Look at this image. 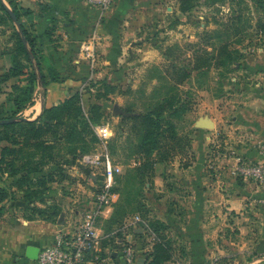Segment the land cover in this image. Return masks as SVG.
<instances>
[{
  "label": "crops",
  "instance_id": "0c3cea01",
  "mask_svg": "<svg viewBox=\"0 0 264 264\" xmlns=\"http://www.w3.org/2000/svg\"><path fill=\"white\" fill-rule=\"evenodd\" d=\"M19 2L35 11L36 34L49 48L61 77L60 82H50L44 91L41 86L37 87L34 104L24 110L28 119L38 117L44 106L64 101L83 80L107 78L115 85L130 83L128 75L134 72V67L129 59L141 56L142 27L155 17H164L168 7L175 8L173 0H115L106 11L86 0ZM4 3L8 5V1ZM8 23L17 26L14 20ZM4 25L0 23V75L12 65V55L7 53L9 48L2 45L8 34ZM52 25L54 29L48 36ZM93 35L98 40V64L92 69L80 55V45ZM262 52L261 59L257 56L259 60H254L256 67L248 65L251 70L259 69L255 73L261 77L258 88L254 89L256 98L202 101L192 124L191 143L196 159L187 166L180 163L171 168L170 178L158 175L152 185L148 184V189L161 193L158 197L163 196L158 199L160 209L148 206L150 217L169 225L171 235L186 251L179 259L188 254L191 264H212L214 259L222 264L227 261L264 264V183L237 177L234 174L236 161L223 158L230 147L238 158L264 163L261 152L264 146V50ZM246 72L252 74L249 70ZM203 119H208L214 128H200L198 124ZM218 157L220 161L215 160ZM208 161L212 162L210 167ZM53 167L63 170L67 177L68 172L83 174L70 162ZM65 180L50 183L51 189L43 197L29 199L18 194L17 199L10 197L0 203V264H39L38 259L27 258V248L38 247L40 253L53 242L58 231L74 223L75 216L69 206L73 199L60 190ZM80 182L81 179L75 180L74 185L80 186ZM55 211H59L56 217ZM113 212L114 206L110 204L103 216L110 218ZM135 215L130 221H134ZM139 230L144 232L142 228ZM132 251L135 254V249ZM112 255L120 257L121 253L116 251Z\"/></svg>",
  "mask_w": 264,
  "mask_h": 264
},
{
  "label": "rangeland",
  "instance_id": "374dc122",
  "mask_svg": "<svg viewBox=\"0 0 264 264\" xmlns=\"http://www.w3.org/2000/svg\"><path fill=\"white\" fill-rule=\"evenodd\" d=\"M3 1L7 3V1ZM173 2L175 8L173 6L168 7L164 17H155L142 27L141 56H134L129 59L134 67V72L128 75L131 81L123 85L116 84L123 91L119 92L118 89L104 99L98 98L97 89L104 87L99 82L111 83L110 79L103 78L83 80L71 94L76 92L81 94V100L86 111L96 101H101L104 105L105 118L100 124H95L94 129L98 135L99 126L106 125L111 136L107 141H101L91 152L107 150L113 163L124 166L122 174L118 176V182L113 188L115 198L110 201L111 205L119 203L130 208L131 204L125 202L127 191L135 189L136 183L139 184V179H135L133 176V169L135 168L133 166L138 164V161L133 158L135 156H130L132 146L134 141H137L138 135L136 131L131 129L135 125L134 122L126 117H131L137 113H146L155 108L160 101H170V108L181 109L184 107V110L181 112L179 110V113L164 114L162 125L168 127L166 120L169 119L174 128L173 133L167 130L165 136L160 138L159 153L156 152L157 154L153 155L156 158L152 182L154 183L156 176L162 175L170 178L169 170L171 168L177 167L180 163L181 166H187L196 159L191 143L194 130L192 124L202 101H245L246 97L256 98L257 92L254 89L258 88L261 77L259 78L257 74L259 69L251 70L248 65L250 63L253 65L252 67H256L254 60L261 59L260 55L264 50V32L257 27L260 22L264 21V0H192L193 6L188 10L181 9V0H173ZM237 17H241V20L238 21ZM4 26L6 27L5 33L8 32V34L7 39L2 40L5 43L2 45L11 48L13 41L9 35L10 31L12 34L13 27L8 22ZM223 43H228L229 50L234 51L233 59H228L227 54L220 53L219 48ZM51 46L54 47V43ZM258 48L262 51H259ZM41 51L45 56L41 59L43 70L47 79H51L57 72L59 73L54 62L55 59L45 43L41 46ZM199 56L207 59V62L201 69L192 70V66L197 64ZM249 56L256 58H249ZM246 70L252 74L250 75ZM185 71L189 74L183 77ZM256 71L257 73H255ZM59 79L61 80V77ZM24 81L26 82L25 78ZM16 82L17 79L14 78L7 83H0V105L2 104V108L6 109L8 113H10L8 107L11 99L20 92L12 88ZM38 86H41L39 80L34 88V101ZM41 90L44 91L45 88L41 86ZM23 116L26 117L24 111ZM213 128L204 129L211 130ZM112 139L117 140L114 143L113 151L108 146V141ZM6 144L5 141H0V147ZM211 151L210 149V155L213 153ZM83 155L72 157L68 161L77 165V168L83 173L82 176H78L79 174L76 173L72 175V172H68V177L65 176L67 178L64 187L60 188L65 196L73 199L69 205L75 216L73 222L89 213L88 205L95 202L104 180V167L100 165L98 168H92L84 165L81 161ZM217 156L221 155L217 154ZM223 158L232 162L238 160L251 162L238 158L235 150L230 147L224 152ZM137 159L139 158L137 157ZM220 159L218 157L215 160L220 161ZM211 163L208 161V167L211 166ZM251 163L258 162L253 161ZM48 169L54 170L53 165L45 166L44 170ZM96 176L97 179H94ZM17 179L18 177L11 176L7 170L0 169V185L7 187L15 199L18 198V194L24 195V191H26V188L16 185ZM79 179H81V185L75 186V180ZM148 184V182H144L135 195V199L140 200L147 208L149 205L157 206L160 203L159 197L160 199L163 198V196L158 197V194L161 193L152 192L148 189L150 187ZM132 194H135V190ZM171 201L170 203H172ZM160 207L161 204L156 208L160 209ZM172 209H175V205L172 206ZM149 211L150 208H148L150 217ZM132 215H128L122 225L118 222H108L109 218L104 216L98 218L99 246L104 253L110 255L108 264H128L125 261L123 251H121L122 247L135 249L134 256L137 257V260L131 264H138L141 258L146 259V251L151 247V237L148 235L139 236L145 232L141 225L142 219L140 222L130 221ZM139 228L144 229V232H140ZM118 232L119 235H116ZM131 234L132 237H130ZM104 240H108L110 243L106 249L103 248ZM116 251H120L123 255L117 257L116 254L113 257L112 253H116ZM213 261L212 264H222L219 260L214 259ZM230 263L231 261H227L225 264ZM170 264L191 263L189 255L186 254L182 259L171 261Z\"/></svg>",
  "mask_w": 264,
  "mask_h": 264
},
{
  "label": "trees",
  "instance_id": "16d2710c",
  "mask_svg": "<svg viewBox=\"0 0 264 264\" xmlns=\"http://www.w3.org/2000/svg\"><path fill=\"white\" fill-rule=\"evenodd\" d=\"M7 1L8 5L0 0V23L13 22L15 16L20 28L16 25L13 26L11 34L13 45L7 51L12 55V65L0 75V83L16 78L17 82L12 85V88L20 92L11 99L10 104L8 102L10 113L2 108V104L0 105V141L7 143L0 147V169L7 170L13 177H18L16 185L26 188L23 195L25 198H40L49 191L50 183L61 182L67 178L60 169L54 168V170L45 171V166L50 164L58 166L60 163L68 162L72 157L93 151L101 143L102 140L97 135L94 125L100 124L105 118L104 105L101 101H96L86 111L81 94L76 92L56 105L44 106L37 118L23 119V111L35 102L33 93L37 81L39 80L41 86L46 88L50 82L60 80V73L57 72L53 78L47 79L43 70L41 59L45 56L42 54L41 46L44 42L36 34L37 15L35 11L22 6L19 0ZM191 2L192 0H181V9L188 10L193 6ZM43 7L41 5L42 10H44ZM236 19L239 21L241 17ZM257 27L264 32V21L260 22ZM53 29L54 25L48 28V36L51 35ZM219 51L222 54H227L228 59L234 58L232 57L234 51L229 50L228 43H223ZM206 62L207 59L199 56L197 64L192 66V70L201 69ZM188 74L185 71L183 77ZM99 83L104 86L97 89V97L100 99L108 97L118 89L119 92L123 91L118 85L106 81ZM170 107V101H160L155 108L146 113H137L126 117L134 122L135 125L131 129L138 135L130 156H135L133 158L138 161V164L133 166L135 167L133 176L135 179H139V184L136 183L135 189L127 191L125 202L130 203L131 207H124L119 203L114 204V212L107 220L122 225L128 215L142 216L141 225L145 232L139 236L148 235L151 237V247L146 251V259L143 258L144 264H170L171 261L179 259L186 252L179 240L171 235L169 225L160 219L149 217L147 206L135 199V195L144 182L150 184L153 182L154 164L156 163V158L153 155L155 156L156 152L160 150V138L165 136L167 130L173 133L174 126L169 122V119L166 120L168 127L162 125L164 114L172 115L174 112L179 113V110L180 112L184 110V107L181 109ZM115 141L117 140L108 141V146L112 151ZM120 175L116 176V183ZM133 190H135V194H132ZM10 197L12 195L9 189L0 185V203ZM58 213L59 211H55L54 216L56 217ZM116 235H119V232ZM109 245L108 240L103 241L104 249ZM100 253L103 256L108 255L102 249Z\"/></svg>",
  "mask_w": 264,
  "mask_h": 264
},
{
  "label": "built area",
  "instance_id": "2783aa9c",
  "mask_svg": "<svg viewBox=\"0 0 264 264\" xmlns=\"http://www.w3.org/2000/svg\"><path fill=\"white\" fill-rule=\"evenodd\" d=\"M88 3L99 8L101 11L108 10L115 0H86ZM98 40L91 36L81 42L80 55L87 60L92 67L98 64L96 52ZM98 135L102 141H107L111 134L106 125H100ZM264 153V146L261 148ZM84 165L98 168L104 167V180L100 192L93 204L88 205L89 213L70 225L63 227L56 234L53 242L40 250L39 264H108L110 256L101 255L99 239L100 231L97 226L98 218L104 215L106 207L115 198L113 188L116 184V176L122 174V164L113 163L109 152H90L81 157ZM234 174L247 180L264 183V163H251L238 160L235 165ZM140 215L134 216V221H140ZM125 261L128 264L136 260L131 248L123 247Z\"/></svg>",
  "mask_w": 264,
  "mask_h": 264
},
{
  "label": "water",
  "instance_id": "95a60500",
  "mask_svg": "<svg viewBox=\"0 0 264 264\" xmlns=\"http://www.w3.org/2000/svg\"><path fill=\"white\" fill-rule=\"evenodd\" d=\"M14 20H15V22H16V24H17V27L20 28V25H19V23L17 22L15 16H14ZM115 108H117V107H115ZM24 118H26V117H23V119H24ZM198 126H199L200 128H213V127H214V125H213L208 119H203V120H201V121L199 122ZM38 253H39V248H38V247H35V246H29V247L27 248L26 256H27V258H29V259L37 260V259H38ZM143 262H144V259L141 258L138 264H143Z\"/></svg>",
  "mask_w": 264,
  "mask_h": 264
}]
</instances>
